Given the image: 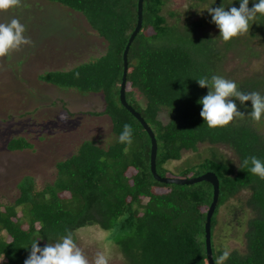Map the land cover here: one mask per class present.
Here are the masks:
<instances>
[{"label": "trees", "instance_id": "trees-1", "mask_svg": "<svg viewBox=\"0 0 264 264\" xmlns=\"http://www.w3.org/2000/svg\"><path fill=\"white\" fill-rule=\"evenodd\" d=\"M47 1L82 16L106 49L90 60L72 61L70 66L67 61V68L46 70L38 78L83 96L99 97L113 136L106 146L85 138L70 156L57 162L55 178L42 188L31 174L16 183L15 201L0 202V264H24L34 241L44 247L68 232L76 241L81 230L92 229L107 233V240L118 247L127 264H208L205 225L213 202L212 184L156 180L151 171L150 136L120 100L123 54L137 25L138 0ZM257 2L249 0V8ZM240 3L216 0L210 5L230 10ZM167 5L168 0H144L143 28L128 55L127 101L155 133L161 176L192 178L209 171L218 176L220 195L211 222L213 258L227 249L230 255L224 264H264V180L237 165L252 155L264 161V116L258 122L252 120L248 116L251 101L241 104L232 98L243 118L209 128L200 115L203 105L198 103L209 88L200 87L196 79L220 75L236 82L240 91L264 95V74L239 82L225 71L228 52L244 53L245 58L264 54V16L257 14L247 33L224 42L220 30L208 32L203 20L184 28L171 25L164 14ZM197 27H202L200 35ZM138 93L145 102L138 99ZM125 123L132 126L131 145L118 142ZM204 143L228 147L237 160L212 148L211 157L181 170L179 176L169 174L167 162L180 160L183 152L197 150ZM7 144L11 151L35 148L24 136ZM244 190H250L251 196L246 205L233 208L234 215L238 217L237 210L246 207L254 213L246 221L240 219L248 249L240 255L220 247L216 229L222 206L231 199L240 200Z\"/></svg>", "mask_w": 264, "mask_h": 264}, {"label": "rangeland", "instance_id": "rangeland-1", "mask_svg": "<svg viewBox=\"0 0 264 264\" xmlns=\"http://www.w3.org/2000/svg\"><path fill=\"white\" fill-rule=\"evenodd\" d=\"M214 1L168 0L164 14L171 25H180L182 28L203 20L206 22L204 28L213 33L219 28L212 22L206 8L211 7ZM13 18L25 25L24 35L31 38L32 44L23 45L20 50L0 58V202L4 203L15 201L19 193L15 188L16 183L24 175L34 176L38 187L42 188L55 178L57 162L70 156L85 138L99 140L106 146L111 143L113 136L110 119L101 113L104 108L99 97L83 96L38 78L46 70H63L72 61L90 60L105 51V43L94 34L87 21L77 13L47 0H21L19 6L0 11V23L10 22ZM196 30L200 35L202 27ZM252 45L256 49L262 48L257 43ZM245 57L244 53H227L225 71L233 74L239 82L264 74V54L260 58L250 55ZM23 61H26V65ZM67 61L70 62L66 66ZM138 99L145 102L139 93ZM64 112H69L70 116L66 123L59 119ZM160 116L165 122L168 121L165 114ZM18 136L30 139L35 148L8 150L7 143ZM40 137L44 139L40 140ZM212 148L233 161L237 160L228 147L204 143L199 144L197 150L183 152L180 160L169 161L165 167L169 169L170 175L179 176L181 170L211 157ZM250 196L251 191L244 190L240 200L231 199L224 204L216 229L220 247L237 250L240 255L248 251L240 219L246 221L254 211L245 206L244 211L237 210L238 218L233 208L246 205ZM107 235L96 229L81 230L75 243L89 264H94L98 252L105 253L108 264H127L118 247L107 240Z\"/></svg>", "mask_w": 264, "mask_h": 264}, {"label": "clouds", "instance_id": "clouds-1", "mask_svg": "<svg viewBox=\"0 0 264 264\" xmlns=\"http://www.w3.org/2000/svg\"><path fill=\"white\" fill-rule=\"evenodd\" d=\"M21 0H0V11H8L19 6ZM212 16V22L220 30V37L228 42L234 37L241 36L249 31L250 22H255L257 14L264 16V0H258L249 8V0H241L239 8L233 6L226 10L224 6L206 8ZM25 25L19 19L13 18L10 22L0 23V58L8 56L13 51L20 50L23 45L32 44L31 38L24 35ZM200 87H208L209 92L198 100L203 105L200 112L209 128L227 126L236 118H243L244 113L238 110L234 99L241 104L251 101L252 110L248 116L254 121H260L264 116V95L259 92L238 90L236 82L220 75L211 78H196ZM60 121L66 123L70 116L64 112L60 114ZM133 137L132 126L123 125L118 137L121 144L131 145ZM242 170H247L253 175L264 180V161L255 155L246 157L242 163H237ZM29 257L24 264H89L80 247L75 243L72 233L68 232L56 243H48L40 247L38 241L31 244ZM230 252L225 249L219 257H214L215 264H224ZM94 264H108V257L104 252H98Z\"/></svg>", "mask_w": 264, "mask_h": 264}, {"label": "water", "instance_id": "water-1", "mask_svg": "<svg viewBox=\"0 0 264 264\" xmlns=\"http://www.w3.org/2000/svg\"><path fill=\"white\" fill-rule=\"evenodd\" d=\"M144 0H138V11H137V25L135 30L133 31L132 35L129 38L127 46L125 48L123 54V61H124V69H123V76H122V83L120 89V100L123 106L133 115L135 118L141 123L143 128L149 134L151 139V171L159 182L167 183V184H178V185H191L202 181H207L212 184L213 186V202L208 210L207 213V221L205 225V232H206V251H207V259L208 264H215V260L213 258V246H212V232H211V222L212 217L215 212L217 202L220 195V180L218 176L214 172H207L203 175L192 177V178H178V177H169V176H161L157 172V156H158V141L155 136V133L151 126L147 123V121L142 117L140 112H138L128 101L126 97V88H127V76L129 71V60L128 55L131 48V45L137 35L140 33L141 29L143 28L144 22Z\"/></svg>", "mask_w": 264, "mask_h": 264}]
</instances>
